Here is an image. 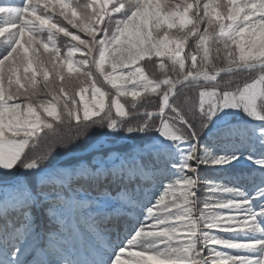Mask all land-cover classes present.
<instances>
[{
	"label": "snow or ice",
	"instance_id": "1",
	"mask_svg": "<svg viewBox=\"0 0 264 264\" xmlns=\"http://www.w3.org/2000/svg\"><path fill=\"white\" fill-rule=\"evenodd\" d=\"M0 264H264V0H0Z\"/></svg>",
	"mask_w": 264,
	"mask_h": 264
},
{
	"label": "trees",
	"instance_id": "2",
	"mask_svg": "<svg viewBox=\"0 0 264 264\" xmlns=\"http://www.w3.org/2000/svg\"><path fill=\"white\" fill-rule=\"evenodd\" d=\"M80 2L81 3H86L87 2V0H80ZM59 43V42H58ZM186 51H187V49H185ZM77 58H78V54H77ZM152 69V66H147V70H151ZM157 73H158V70H157ZM238 76H239V78L241 79V80H243L244 78H246V74H244V73H240V74H238ZM225 79H228L229 77H227V76H225L224 77ZM106 91H107V89H105ZM77 99H78V97H77ZM128 99H130V98H128ZM180 99L181 100H183V95L180 97ZM121 102L122 103H125V107L126 108H129V110H131L130 109V105L126 102V98H121ZM114 111V110H113ZM135 123V121H133V124ZM54 139H57V138H55V137H53V138H50L49 140H47V141H42L41 142V144H40V146L37 148V150H36V154H39V152H41V151H43L44 149H45V147H47L48 145H50L51 143H52V140H54ZM55 151L56 152H62V151H64V149L63 148H60V147H57L56 149H55Z\"/></svg>",
	"mask_w": 264,
	"mask_h": 264
},
{
	"label": "water",
	"instance_id": "3",
	"mask_svg": "<svg viewBox=\"0 0 264 264\" xmlns=\"http://www.w3.org/2000/svg\"><path fill=\"white\" fill-rule=\"evenodd\" d=\"M221 75H224V74H221Z\"/></svg>",
	"mask_w": 264,
	"mask_h": 264
},
{
	"label": "rangeland",
	"instance_id": "4",
	"mask_svg": "<svg viewBox=\"0 0 264 264\" xmlns=\"http://www.w3.org/2000/svg\"><path fill=\"white\" fill-rule=\"evenodd\" d=\"M151 70H152V69H151ZM151 70H150V71H151Z\"/></svg>",
	"mask_w": 264,
	"mask_h": 264
}]
</instances>
